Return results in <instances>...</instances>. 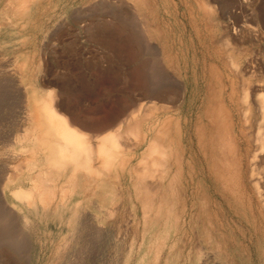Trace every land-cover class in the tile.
Wrapping results in <instances>:
<instances>
[{
  "label": "rangeland",
  "instance_id": "374dc122",
  "mask_svg": "<svg viewBox=\"0 0 264 264\" xmlns=\"http://www.w3.org/2000/svg\"><path fill=\"white\" fill-rule=\"evenodd\" d=\"M20 1L0 0V264H264V219L256 211L247 179L240 176L245 183L237 179L239 189L233 191L240 190L242 197L247 188L251 195L244 194L240 201L234 195L239 202L234 208L233 195L225 197L228 189L212 188L204 168H198L194 138L191 152L185 140L189 128L204 121L205 110L211 113V107L217 108L218 115L226 110L235 125L239 155L257 149L256 171L264 173V118L259 108L260 98L264 99V0ZM49 105L66 126L84 138L88 135L91 142L93 135H106L121 124L119 134L125 135L120 142L124 140L128 149L114 160L115 170L107 169L108 173L101 168L103 159L95 153L98 161L93 169L99 175L96 178L94 172V183L80 188L65 176L69 170L53 167L59 155L46 122ZM162 106L169 109L163 111ZM145 116L151 118L144 119L138 135L126 136L125 125ZM170 118L181 123L180 194L192 175L197 182L189 192L198 187L206 195L204 214L191 225L182 202L172 206L167 196L156 197L162 206L155 201L144 215L131 174V167L149 161L145 150L151 137L157 135L160 147H168L163 152L170 153ZM123 156L131 165L124 170L117 168ZM165 181L161 188H166ZM263 185L259 189L264 194Z\"/></svg>",
  "mask_w": 264,
  "mask_h": 264
},
{
  "label": "bare ground",
  "instance_id": "6f19581e",
  "mask_svg": "<svg viewBox=\"0 0 264 264\" xmlns=\"http://www.w3.org/2000/svg\"><path fill=\"white\" fill-rule=\"evenodd\" d=\"M19 1V0H18ZM23 1V0H22ZM22 1H20V3L22 2ZM25 1V0H24ZM29 1H31V0H29ZM32 1H34V0H32ZM31 1V2H32ZM36 1V0H35ZM39 1V0H38ZM41 1V0H40ZM23 3H26V5L28 4V3H30V2H23ZM26 5H22V6H26ZM26 8V7H25ZM28 8V7H27ZM13 9V8H12ZM22 9V8H21ZM25 10V9H24ZM26 14V13H25ZM26 18V17H25ZM230 38V37H229ZM235 39V38H234ZM227 45V44H226ZM229 46V45H228ZM249 62V61H248ZM245 65V64H244ZM247 65H249V64H247ZM246 65V66H247ZM251 65V64H250ZM228 67V66H227ZM229 69V68H228ZM210 71V70H209ZM231 73V72H230ZM243 73V72H242ZM237 76V75H236ZM240 77V76H239ZM219 78V77H218ZM236 78V77H235ZM217 79V78H216ZM226 79H228L227 77H226ZM241 79V78H240ZM218 80V79H217ZM219 80H220V78H219ZM237 80V79H236ZM175 82V81H174ZM231 82V81H230ZM186 83V82H185ZM232 83H233V81H232ZM258 83V82H257ZM260 83V82H259ZM181 84V83H180ZM223 84V83H222ZM222 84H221V86H222ZM246 85V84H245ZM215 86V85H214ZM250 86V85H249ZM211 87V86H210ZM240 87V86H239ZM262 87H263V85H262ZM176 88V87H175ZM174 88V89H175ZM180 88V87H179ZM230 88H232V87H230ZM241 88H243L242 86H241ZM205 89V88H204ZM216 89V88H215ZM234 89V88H233ZM247 89V88H246ZM245 89V90H246ZM227 90V89H226ZM243 91H244V89H242ZM248 90H249V88H248ZM247 90V91H248ZM171 91V90H170ZM169 91V92H170ZM174 91V90H173ZM235 91V90H234ZM260 91H261V89H260ZM182 92V91H181ZM211 92V91H210ZM252 92V91H251ZM178 94V93H177ZM209 94V93H208ZM243 94V93H242ZM151 95V94H150ZM179 95V94H178ZM204 95V94H203ZM210 96V95H209ZM214 96H215V98H216V95L214 94ZM49 97V96H48ZM47 97V98H48ZM212 97V96H211ZM211 97H210V100H212L211 99ZM229 97H230V95H229ZM243 97V96H242ZM241 97V98H242ZM251 97V96H250ZM257 97V96H256ZM149 98H152V97H149ZM154 98V97H153ZM185 98V97H184ZM212 98H214V97H212ZM174 99V98H173ZM218 99V98H217ZM225 99V98H224ZM28 99H26V101H27ZM49 100H51V98H49ZM172 100V99H171ZM209 100V99H208ZM214 101H215V99H213ZM219 100H220V96H219ZM230 100H231V98H230ZM51 101H53V100H51ZM50 101V102H51ZM213 101V102H214ZM221 101V100H220ZM243 101H246V97L245 98H243ZM255 101V100H254ZM258 101V100H257ZM47 102H48V100H47ZM49 102V103H50ZM212 102V101H211ZM223 102V101H222ZM242 102V101H241ZM45 103H46V101H45ZM156 103V102H155ZM216 103H219V104H221L220 102H216ZM33 104V103H32ZM47 104V103H46ZM51 104H53V102H51ZM169 104V103H168ZM254 104V103H253ZM209 106L208 107H210L211 105L210 104H208ZM239 105H241V104H239ZM251 105V104H250ZM36 106H37V104H36ZM52 106H54V104L52 105ZM138 106H140V105H138ZM153 106L154 105H152V108H153ZM156 106V105H155ZM215 106V105H214ZM216 106H219L218 104L216 105ZM259 108L261 109V115H262V117L264 118V99H262V98H260V100H259ZM163 107H165V106H162V108ZM207 107V106H206ZM47 108H49V116L47 117L48 118V120H46V122L47 121H49L48 123H49V125L48 126H50V129H51V131L54 133V136H55V138H56V140H54L53 142L54 143H56V145L58 146L57 148H56V152L58 153V155H59V158H58V160L57 161H55V163H53L55 166H53V167H56V169H58V170H60L61 172H66V171H68L69 170V173L67 174V175H65L66 177H68V178H70L72 181H73V185H74V182L76 183V185L78 186V187H80V188H85V187H87V186H90V184L93 182V178H91L92 176L91 175H93L94 174V172H95V170L93 169V168H95L96 169V167H95V164L96 163H94L95 162V159L97 160V158L101 161V157H102V159H103V164H104V166H102V163H101V168H103L104 170H107V169H110L109 171H111L112 172V168H114L113 170H115V167H114V160L118 157V155L119 154H123V155H125V151H126V149H128V148H126V142H125V144L123 143L124 142V140H122L123 142H120L121 141V139H122V137H123V135H125V132L120 136V130H121V124H117L118 126L116 127V129H114V130H112L111 132H109V133H107L106 135H99V136H94L93 135V137H95V139L97 140H93L94 142L96 141V143L93 145V141L91 142V139L90 140H88L87 138H88V135L84 138L81 134H80V132H77V131H75V130H71V129H73V128H69L68 126H66V121H64V119H61L59 116L60 115H56L57 113V111H55V110H53L54 108L53 107H51V105H49V106H47ZM140 109H141V107H139ZM145 108H146V106H145ZM161 108V107H160ZM167 107H165V109H166ZM173 108V107H172ZM178 108V107H177ZM199 108V107H198ZM214 108H216V107H214ZM221 108V107H220ZM235 108V107H234ZM241 108V107H240ZM240 108H239V110H240ZM243 108V107H242ZM41 109V108H40ZM159 109V108H158ZM167 109H169V108H167ZM209 109V108H208ZM211 109H212V111H210L211 113H208L206 110H205V112H206V114H205V118L203 119L204 121H202V120H199L198 122H196V124H194L195 126H194V128L193 129H190L189 128V126H188V128H189V130H188V132H187V134H186V145H188V149H189V151L191 152V150L190 149H192V147H194L193 145H194V143H192V141L193 140H191V139H193L194 138V140L196 141V150H197V152H198V154H199V158H198V160H199V163H200V166H198V168L199 167H203L204 168V170L206 171V176H207V178H208V182H209V184L212 186V188L214 187V188H218L219 187V185H221V186H223V188L224 189H228V190H226V194L225 193H221V194H223V196H224V194L226 195L225 197L226 198H228L227 196L229 195L230 197L233 195V199L231 198V200H233L234 201V208H236L235 207V205H239V202H236L237 200H236V198H234V195H235V197H236V195H239V200L238 201H240V199L244 196V194L246 195V196H248L249 195V193H248V190H246L247 188H245V187H247L248 185H249V189H250V191L252 190V195H254L255 197H256V205H257V210L256 211H258V214H260L261 215V217H263V219H264V194L263 193H261V189H259V186L261 185V187H262V185L264 184V173H259L258 171H256L257 169H256V167H255V163H256V157H258V156H260V152L258 153L257 152V149H245L244 148V150H247V151H244V153L246 152V154L243 156V157H245L244 159H242L241 158V154L239 155V150H238V146H237V139H238V137H237V139H235V136H236V134H234L235 133V125L234 124H231L230 122H231V119L229 120V118H228V115L226 114V110L224 111V112H222V114L221 115H218L219 114V112H221V111H217L218 109L216 108L215 110L211 107ZM210 109V110H211ZM223 109V107L221 108V110ZM227 109V108H226ZM153 110V109H152ZM156 110H157V108H156ZM171 110V109H170ZM170 110L168 111V112H170ZM237 110V109H236ZM37 111V110H36ZM150 111V110H149ZM163 111H164V108H163ZM162 111V112H163ZM229 111V110H228ZM153 112V111H152ZM160 112V111H159ZM213 112H215V113H213ZM216 112L218 113V114H216ZM249 112V111H248ZM39 113V112H38ZM140 113H142V112H140ZM146 113H147V111H146ZM145 113V114H146ZM180 113V112H179ZM197 113V112H196ZM247 113V112H246ZM245 113V114H246ZM135 114V113H134ZM137 114V113H136ZM153 114V113H152ZM187 114V113H186ZM133 115V114H132ZM143 115V114H142ZM154 115V114H153ZM152 115V116H153ZM189 115V114H188ZM231 115V114H230ZM229 115V116H230ZM236 115V114H235ZM247 115V114H246ZM246 115H245V117H246ZM136 116V115H135ZM134 116V117H135ZM238 116H239V113H238ZM32 117V116H31ZM36 117V116H35ZM44 117H45V115H44ZM130 117V116H129ZM133 117V116H132ZM131 117V120H133V118ZM142 117V116H141ZM158 117V116H157ZM192 117L194 118V116L192 115ZM201 117V116H200ZM234 117V116H233ZM232 117V118H233ZM236 117V116H235ZM37 118V117H36ZM128 118V117H127ZM149 118H151V117H149ZM149 118H147L148 120H149ZM171 118H173V117H171ZM169 119V120H171L170 122H167V123H169V125H168V132H167V136H169V138H167V136L165 135V137L167 138V140L169 139V145H170V153H167V152H169V151H167L166 153L165 152H163V149L164 148H168V147H163V149L160 147V142H159V139H158V136L157 135H155L154 137H151L150 138V140H147L148 141V143H147V145H146V147H147V150H145L148 154H149V157H148V159H149V161L148 162H142V163H144L143 165H140V167H139V165H137L139 168H136V166L135 167H131V174H133V177H134V186H135V188H136V191H137V197L136 198H141V200L143 199V203H144V211H143V213H144V215L146 214L147 215V213H149L148 211H146V210H148V209H150L151 207H152V205H153V203L155 202V201H157L158 203H159V201L161 200V199H164L166 196H167V199H169V201H170V203L172 204V206H175L176 205V203L177 202H182V204H183V207H184V213H185V215H187V217H188V221H189V225H191L192 223H197L196 221H197V219L199 218L200 219V216H202L203 214H204V212H203V209H204V207H203V205L205 206V204H206V198H205V196L206 195H204V194H202V192L198 189V187L196 188V190H194L193 189V191H195V192H189V189L190 188H192L194 185H193V182H194V179H193V177H195V176H193V177H191L192 175H190V177H188V179H186V180H188L187 182H185L186 183V186H187V188H186V190H183V192H181V194H180V190H179V188H178V182L180 181L179 179H180V171H179V157H180V153H178V152H180V151H178V149H177V144H178V140H177V135H179L180 136V133H178V132H180V127H179V124H181V123H179L178 124V120L180 119V117L178 118V120H177V122L175 123L174 122V120L173 119ZM176 118V117H175ZM240 118V117H239ZM139 119V118H138ZM137 119V120H138ZM147 120L146 119V116L144 117V118H142L141 120H139L138 122H134V123H131L130 125L128 124V127H126V125H125V128H127L126 129V132L128 133H126L127 135L126 136H128L129 138H130V135H138V130H139V126L141 125V123L143 122V121H145V120ZM187 119V118H186ZM189 119V118H188ZM200 119V118H199ZM201 119H202V117H201ZM241 119V118H240ZM41 120V119H40ZM44 120V121H45ZM130 120V121H131ZM135 120H136V118H135ZM136 120V121H137ZM181 120V119H180ZM179 120V121H180ZM184 120H185V118H184ZM183 120V121H184ZM234 120V119H233ZM238 120V119H237ZM241 120H243V119H241ZM247 120V119H246ZM124 121V120H123ZM134 121V120H133ZM133 121H131V122H133ZM236 121V120H235ZM128 122H129V120H128ZM152 122V121H151ZM190 122V121H189ZM193 122V121H192ZM191 122V123H192ZM195 122V121H194ZM243 122V121H242ZM251 122V121H250ZM191 123H189L190 125H191ZM232 123H234V121L232 122ZM152 124V123H151ZM185 124V123H184ZM236 124H237V121H236ZM68 125V124H67ZM149 125V124H148ZM159 125V124H158ZM193 125V124H192ZM155 126V125H154ZM243 126V125H242ZM185 127H187V123L185 124ZM238 127V126H237ZM40 128V127H39ZM113 128V127H112ZM111 128V129H112ZM192 128V127H191ZM243 128V127H242ZM242 128H241V130H242ZM247 128V127H246ZM152 129V128H151ZM155 129V128H154ZM159 129V128H158ZM182 129V128H181ZM186 129V128H185ZM39 130V129H38ZM156 130V129H155ZM154 130V131H155ZM240 130V129H239ZM151 131V130H150ZM153 130H152V132H154ZM166 131V130H165ZM191 131V132H190ZM23 132V131H22ZM121 132H123V131H121ZM149 132V131H148ZM185 132V131H184ZM190 132V133H189ZM243 132V131H242ZM47 134L48 133H51V132H46ZM150 133V132H149ZM148 133V134H149ZM163 133V132H162ZM182 133V132H181ZM239 132H237V134H238ZM241 133V132H240ZM83 134V133H82ZM160 134V133H159ZM183 134V133H182ZM41 135V134H40ZM85 135V134H84ZM241 135V134H240ZM242 135H244V134H242ZM90 136V135H89ZM182 136V135H181ZM125 137V136H124ZM243 137V136H242ZM246 137V136H245ZM248 137V136H247ZM92 138V137H91ZM181 138V137H180ZM251 138V137H250ZM17 139V138H16ZM184 139V138H183ZM239 139H240V137H239ZM246 139V138H245ZM127 140V139H126ZM167 140H166V142H167ZM181 141H182V139H180ZM128 141V140H127ZM162 141V140H161ZM163 141H165V139L163 140ZM195 141H193V142H195ZM239 141V140H238ZM243 141V140H242ZM142 142H145L144 141V135L142 136V139H141V141H140V143L142 144ZM166 142H165V145H167L166 144ZM246 142V148H247V141H245ZM248 142H249V145H250V141H249V139H248ZM255 142V141H254ZM12 143H13V141H12ZM43 143V142H42ZM164 143V142H163ZM241 143V142H240ZM131 144V143H130ZM138 144V143H137ZM140 144V145H141ZM181 144V143H180ZM129 145V144H128ZM185 145V146H186ZM238 145H240L241 146V144H238ZM254 145V144H253ZM121 148H120V147ZM136 146V145H135ZM163 146H164V144H163ZM243 146V145H242ZM257 146V145H256ZM124 147V148H123ZM128 147V146H127ZM131 147H134L133 146V144H131ZM180 148L182 147V145L181 146H179ZM244 147V146H243ZM251 147V146H250ZM259 147H261V146H259L258 145V147L257 148H259ZM131 149V148H130ZM186 149V148H185ZM187 149V150H188ZM239 149L241 150V148L239 147ZM134 150V149H133ZM182 150H183V148H182ZM259 150V149H258ZM129 151V150H128ZM128 151L126 152V153H128ZM131 151V150H130ZM194 151V150H193ZM239 151V152H238ZM132 152V151H131ZM196 152V153H197ZM95 153H96V157H97V155H99V157H97V158H94L95 156ZM182 153V152H181ZM188 153V152H187ZM194 153V152H193ZM243 153V154H244ZM264 153V152H263ZM191 154V153H190ZM189 154V155H190ZM197 155V154H196ZM94 156V157H93ZM131 156H133V155H131ZM190 156H192L193 157V155H190ZM263 156V155H262ZM261 156V157H262ZM163 157H165V158H163ZM181 157H182V155H181ZM187 157V156H186ZM119 158V157H118ZM117 158V159H118ZM122 158H124V159H122ZM126 157L125 156H123V157H121V159H122V162L120 161L119 162V164H117V168H123V170L125 169V168H127V166H128V168H129V166H131L130 164H129V162H128V160L129 159H125ZM130 158V157H129ZM141 158V157H140ZM139 158V159H140ZM143 158H145V156L143 157ZM196 158V157H195ZM132 159V158H131ZM183 159V158H182ZM188 159V158H187ZM245 159H246V163H244L245 162ZM145 160V159H144ZM186 160V159H185ZM194 159H192V161H193ZM258 160V159H257ZM263 160H264V158H263ZM98 161V160H97ZM146 161V160H145ZM180 161H181V159H180ZM188 161H189V159H188ZM259 161H260V157H259ZM183 162V161H182ZM187 162V161H186ZM99 163V162H98ZM138 163H141L140 161L138 162ZM48 164H49V162H48ZM48 164H47V166H48ZM100 164V163H99ZM129 164V165H128ZM181 164V163H180ZM195 164V163H194ZM182 165H184V164H182ZM185 165H188V163L186 164L185 163ZM257 165V164H256ZM106 166V167H105ZM115 166H116V164H115ZM142 166V167H141ZM181 166V165H180ZM191 166V164L189 163V166L188 167H190ZM195 166V165H194ZM197 166V165H196ZM52 167V168H53ZM183 168V167H182ZM191 169L193 168V166L192 167H190ZM196 169V168H195ZM102 170V169H101ZM100 170V173L102 172ZM181 170V169H180ZM185 170V169H184ZM261 170V169H260ZM262 170H264V169H262ZM97 171H99V170H97ZM97 171L95 172V177H96V173H97ZM108 171V170H107ZM109 171H108V173H109ZM120 171H121V169H120ZM187 171H188V169H187ZM202 171V170H201ZM200 170H199V172L200 173H202ZM59 172V171H58ZM184 172H186V171H184ZM191 172V171H190ZM195 172H196V170H195ZM22 173V172H21ZM47 173V172H46ZM108 173H107V175H108ZM103 174H104V172H103ZM115 173H114V171H113V175H114ZM118 174V173H117ZM116 174V175H117ZM123 174V173H122ZM184 174V173H183ZM186 174V173H185ZM190 173H188L187 175H189ZM191 174H193V173H191ZM203 174H204V172H203ZM64 175H62V176H64ZM98 175L99 174H97V177H98ZM112 175V176H113ZM263 175V176H262ZM15 176V175H14ZM196 176H198V174L196 175ZM243 178V176H245V178L247 179V183H248V185H246V186H244L243 185V188H245L244 189V192H243V190H242V197H240V194H238V192L240 191H237V189H236V191H233V190H235V187H236V185H237V179H238V181L240 180V178L241 177ZM12 177H13V175H12ZM96 177V178H97ZM120 177V176H119ZM118 177V178H119ZM181 177H183V179H184V175L183 176H181ZM187 177H185V178H187ZM99 178H100V176H99ZM98 178V179H99ZM148 178H151L150 180L152 181L151 183L150 182H148V181H150V180H148ZM242 178H241V180H242ZM165 179H167V181H165ZM36 180V179H35ZM42 180V179H41ZM111 180H113L114 181V179H111ZM185 180V181H186ZM119 181V180H118ZM163 181H165V182H167V184H166V188H161V184L163 185ZM207 181V180H206ZM49 182V181H48ZM66 182H69V181H67L66 180ZM66 182H65V184L64 185H67L66 184ZM132 182H133V180H132ZM131 182V183H132ZM183 182V181H182ZM197 181H195L194 183H196ZM241 181H239V183H240ZM242 182L243 183H245L243 180H242ZM4 183V182H3ZM94 183V182H93ZM105 182L103 181V182H101L100 183V185L102 184V185H105L104 184ZM108 183V182H107ZM115 183V182H114ZM180 183V182H179ZM205 183V182H204ZM246 183V184H247ZM35 184V183H34ZM37 184V183H36ZM35 184V185H36ZM133 184V183H132ZM208 184V185H209ZM242 184V183H241ZM2 185V184H1ZM39 185V184H38ZM101 185V186H102ZM110 184H108V186H109ZM181 185V184H180ZM193 185V186H192ZM206 185V184H205ZM207 185V186H208ZM210 185H209V187H210ZM239 185L240 184H238V187H239ZM93 186V185H92ZM113 186V185H112ZM122 186V185H121ZM165 186V185H164ZM242 186V185H241ZM264 186V185H263ZM69 187V186H68ZM73 187V186H72ZM98 187V186H97ZM105 187V186H104ZM107 187V186H106ZM128 187V186H127ZM184 187V186H183ZM230 187V188H229ZM238 187H236V188H238ZM109 188V187H108ZM107 188V189H108ZM135 188H134V190H135ZM195 188V187H194ZM204 188V187H203ZM240 188H242V187H240ZM64 189V188H63ZM75 189H76V187H75ZM96 189H98V188H96ZM187 189H188V191H187ZM209 189V188H208ZM207 189V190H208ZM211 189V188H210ZM209 189V190H210ZM239 189V188H238ZM204 191H205V189H203ZM211 190H213V189H211ZM210 190V193L212 192ZM261 190V191H260ZM65 191H66V189H65ZM64 191V192H65ZM108 191V190H107ZM217 191V190H216ZM220 191V190H219ZM249 191V192H250ZM41 192V191H40ZM74 192V191H73ZM96 192V191H95ZM98 192V191H97ZM100 192H101V190H100ZM218 192V191H217ZM221 192H223V191H221ZM227 192H228V194H227ZM85 193V192H84ZM88 193V192H87ZM106 193V192H105ZM124 193V192H123ZM204 193V192H203ZM213 193V192H212ZM211 193V194H212ZM41 194H43V195H45L46 196V194L47 193H43V192H41ZM40 194V195H41ZM102 194V193H101ZM219 194V193H218ZM221 194H219L218 196H221ZM85 195H86V193H85ZM85 195H84V197H85ZM98 195H99V193H98ZM208 195H209V193H208ZM250 195H251V193H250ZM250 195H249V197H250ZM2 196V195H1ZM63 196H64V194H63ZM210 196V195H209ZM102 197H104V196H102ZM156 197H158V199H160L159 201L158 200H155V198ZM229 197V198H230ZM41 198L42 197H40V200H41ZM109 198V197H108ZM210 198H212V197H210ZM237 198V199H238ZM31 200V197L30 196H28V199L27 200ZM44 199V198H43ZM106 199V198H105ZM224 199V198H223ZM251 199V198H250ZM26 200V202H28L29 203V201H27ZM134 200V199H133ZM227 200V199H226ZM225 200V201H226ZM3 201V200H2ZM43 201H45V200H43ZM212 201V200H211ZM224 201V200H223ZM232 201V202H233ZM242 201V200H241ZM203 202H204V204H203ZM210 202V201H209ZM243 202V201H242ZM246 202V201H245ZM255 202V201H254ZM169 203V204H170ZM228 203V202H227ZM160 204V203H159ZM229 204H230V202H229ZM228 204V205H229ZM243 204V203H242ZM28 206H29V204H27ZM77 205L78 204H76L75 205V211H76V209H77ZM101 205H103V204H101ZM116 205V204H115ZM161 205V204H160ZM237 205V206H238ZM118 206V205H117ZM143 206V205H142ZM156 206V205H155ZM162 206V205H161ZM209 206V205H208ZM230 206V205H229ZM86 207V206H85ZM216 207V206H215ZM227 207V206H226ZM6 207H4V209H5ZM172 208V207H171ZM209 208V207H208ZM228 208V207H227ZM231 208H232V206H231ZM86 209V208H85ZM143 209V208H142ZM174 209V208H173ZM179 209V208H178ZM230 209V208H229ZM229 209H227V210H229ZM74 210V209H73ZM100 210V209H99ZM118 210V209H117ZM205 210V209H204ZM207 210V209H206ZM232 210V209H231ZM234 211H235V213L237 212V210H235V209H233ZM245 210V209H244ZM12 211V210H11ZM74 211V212H75ZM105 211V210H104ZM130 211V210H129ZM128 211V212H129ZM151 211V210H150ZM172 211H174L175 213L173 214L174 216H177L176 214V211L175 210H172ZM3 212V211H2ZM7 212V211H6ZM9 212V211H8ZM14 212V211H13ZM164 212V211H163ZM251 212V211H250ZM249 212V213H250ZM127 213V212H126ZM132 213V212H131ZM142 213V214H143ZM255 213V212H254ZM15 214V213H14ZM205 214H206V212H205ZM243 214V213H242ZM6 215V214H5ZM9 215V214H8ZM13 215V214H12ZM16 215V214H15ZM90 215V214H89ZM108 215V214H107ZM170 215V214H169ZM171 215H172V212H171ZM238 215V214H237ZM259 215V216H260ZM11 216V215H10ZM127 216V215H126ZM207 216H209V214L207 215ZM223 216V215H222ZM9 217V216H8ZM102 217V216H101ZM124 217H125V215H124ZM158 217V216H157ZM235 217V216H234ZM257 217V216H256ZM19 218H20V216H19ZM94 218V217H93ZM92 218V219H93ZM131 218V217H130ZM204 218H206V217H204ZM3 218H1L0 220H2ZM122 219V218H121ZM127 219V218H126ZM131 219H133V218H131ZM89 220H90V218H89ZM100 220V219H99ZM257 220H258V218H257ZM88 221V220H87ZM94 221V220H93ZM120 221V220H119ZM131 221V220H130ZM147 221V220H146ZM151 221V220H150ZM174 221H175V219H174ZM202 221V220H201ZM210 221V220H209ZM241 221V220H240ZM81 222H83V221H81ZM203 222V221H202ZM236 222V221H235ZM78 223H80V222H78ZM84 223V222H83ZM95 223V222H94ZM128 223V222H127ZM137 223H138V221H137ZM175 223V222H174ZM200 223V222H199ZM198 223V224H199ZM205 223V222H204ZM22 224V223H21ZM92 224V223H91ZM170 224V223H169ZM203 224V223H202ZM256 224V223H255ZM84 225V224H83ZM88 225V224H87ZM97 225V224H96ZM109 225V224H108ZM133 225V224H132ZM139 226V225H138ZM138 226H136L137 228H138ZM169 226V225H168ZM200 226V225H199ZM84 227V226H83ZM101 227V226H100ZM177 227V226H176ZM191 227V226H190ZM196 227H197V225H196ZM91 228V227H90ZM121 228V227H120ZM170 226H169V230H170ZM173 228L175 229V227L173 226ZM172 228V229H173ZM198 228V227H197ZM200 228V227H199ZM198 228V229H199ZM246 228V227H245ZM97 229V228H96ZM99 229V228H98ZM113 229V228H112ZM126 229V228H125ZM124 229V230H125ZM135 229V228H134ZM167 229V230H168ZM177 229V228H176ZM190 229V228H189ZM194 229V228H193ZM201 229V228H200ZM205 229V228H204ZM236 229V228H235ZM238 229V228H237ZM236 229V230H237ZM85 230V229H84ZM90 230V229H89ZM103 230V229H102ZM115 230V229H114ZM130 230H132V229H130ZM197 230V229H196ZM92 231V230H91ZM96 231V230H95ZM135 231V230H134ZM190 231V230H189ZM220 231V230H219ZM248 231H249V229H248ZM124 232V231H123ZM164 232H166V231H164ZM203 232H205V231H203ZM202 232V233H203ZM232 232V231H231ZM77 233V232H76ZM88 233V232H87ZM100 233V232H99ZM98 233V234H99ZM132 233V232H131ZM172 233H173V231H172ZM186 233V232H185ZM196 233V232H195ZM80 234V233H79ZM83 234H85V233H83ZM108 234V233H107ZM190 234V233H189ZM193 234V233H192ZM75 235V234H74ZM90 235V234H89ZM91 235H93V234H91ZM100 235H102V234H100ZM99 235V236H100ZM136 235V234H135ZM201 235V234H200ZM242 235V234H241ZM112 236V235H111ZM224 236V235H223ZM83 237V236H82ZM105 237V236H104ZM120 237V236H119ZM195 237V236H194ZM241 237V236H240ZM264 237V236H263ZM77 238V237H76ZM80 238V237H79ZM96 238V237H95ZM200 238V237H199ZM204 238V237H203ZM217 238V237H216ZM220 238H222V237H220ZM124 239V238H123ZM202 239V238H201ZM200 239V240H201ZM218 239V238H217ZM122 240V239H121ZM191 241H192V239H191ZM196 241V240H195ZM111 242V241H110ZM193 242V241H192ZM215 242V241H214ZM224 242V241H223ZM174 243V242H173ZM204 243V242H203ZM225 243V242H224ZM138 244V243H137ZM190 245V244H189ZM214 245V244H213ZM158 246V245H157ZM197 246V245H196ZM199 246V245H198ZM197 246V247H198ZM221 246V245H220ZM230 246V245H229ZM91 247V246H90ZM138 247V246H137ZM156 249V248H155ZM185 249V248H184ZM199 249V248H198ZM85 250V249H84ZM200 250V249H199ZM202 250V249H201ZM214 250V249H213ZM212 250V251H213ZM155 251V250H154ZM196 251V250H195ZM211 251V252H212ZM216 251V250H215ZM88 252V251H87ZM191 252V251H190ZM201 252V251H200ZM222 252V251H221ZM226 252V251H225ZM198 253V252H197ZM196 253V254H197ZM218 253V252H217ZM107 254V253H106ZM193 254V253H192ZM200 255H201V253H199ZM210 254V253H209ZM213 254V253H212ZM134 255V254H133ZM137 255V254H136ZM206 255V254H205ZM194 256V255H193ZM199 256V255H198ZM202 256V255H201ZM212 256V255H211ZM215 256V255H214ZM213 256V257H214ZM217 256V255H216ZM225 256V255H224ZM229 256V255H228ZM227 256V257H228ZM107 257V256H106ZM129 257V256H128ZM130 257H132V256H130ZM129 257V258H130ZM194 257H196V256H194ZM222 257V256H221ZM89 258V257H88ZM102 258V257H101ZM111 258V257H110ZM166 258V257H165ZM192 258V257H191ZM196 258H200V257H196ZM204 258V257H203ZM208 258H209V256H208ZM76 259V258H75ZM81 259V258H80ZM84 259V258H83ZM134 259V258H133ZM194 259V258H193ZM206 259V258H205ZM225 258H223V260H224ZM101 260H103V259H101ZM100 260V261H101ZM104 260H105V258H104ZM130 260H131V258L128 260V262H130ZM137 260V259H136ZM155 260V259H154ZM201 260V259H200ZM203 260V259H202ZM211 260V259H210ZM221 260V259H220ZM91 261V260H90ZM92 261H94V260H92ZM98 261H99V259H98ZM97 261V262H98ZM100 261H99V263H100ZM106 261V260H105ZM107 261H108V259H107ZM115 261H117V260H115ZM138 261V260H137ZM213 261V260H212ZM85 262V261H84ZM101 262H103V261H101ZM109 262V261H108ZM108 262H105V263H108ZM111 262V261H110ZM109 262V263H110ZM127 262V263H128ZM156 262V261H155ZM211 262V261H210ZM227 262V261H226ZM104 263V262H103ZM108 263V264H109ZM131 263H132V261H131ZM191 263V262H190ZM193 263V262H192ZM195 263V262H194ZM198 263V262H197ZM200 263V262H199ZM198 263V264H199ZM204 263H206V261L204 262ZM91 264V263H90ZM93 264V263H92ZM101 264V263H100ZM154 264V263H153ZM202 264H203V262H202ZM207 264H209V263H207Z\"/></svg>",
  "mask_w": 264,
  "mask_h": 264
}]
</instances>
